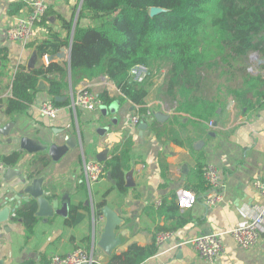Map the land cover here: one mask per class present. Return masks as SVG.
<instances>
[{
    "label": "crops",
    "instance_id": "1",
    "mask_svg": "<svg viewBox=\"0 0 264 264\" xmlns=\"http://www.w3.org/2000/svg\"><path fill=\"white\" fill-rule=\"evenodd\" d=\"M32 1L0 0V51H3L0 53V130L9 127L6 135L0 134V159L3 161L15 153L19 155L16 163L6 165L7 169L17 170L19 177L5 181V172L0 176V200L13 197L10 190H19L21 178L30 181L43 176L45 198L57 207L50 217L35 214L37 222L33 234L26 240L23 223L14 216L27 203L13 201L11 206H16L15 211L10 213L5 223L0 224V264H23L27 261L49 264L53 255H64L78 247L86 248L95 259L107 264L112 254H121L132 244L145 246L152 242L155 226L164 222L162 218L150 216V211L145 209L151 205L156 208L162 198L170 195L177 197L180 213L190 217V222L142 264H208L192 248L173 246L186 238L225 232L242 225L264 207V200L250 186L254 178L264 175V98L251 97L249 108L228 100L209 121L212 126L209 122L198 125L206 131L207 139L200 135L198 126L188 123L187 115L174 113L175 102L165 93L163 86L164 73L160 79L155 75L151 78L152 85L145 98L148 111L165 116L163 121L156 120L161 126L174 122V116L177 123L188 124L187 129L193 139L192 149L202 155L200 163L215 165L221 172L223 201L216 207H206L203 193L197 197L185 190L188 174L197 163L188 148L158 141L149 128L152 116L143 120L146 124L144 130L140 131L138 126L131 128L129 119L137 107L106 77L71 85L69 58L73 31L77 24L80 27L93 25L89 19L77 21L79 4L68 0H45L48 10L42 22L34 26L33 39L27 44L7 40V28L17 18L27 15ZM64 23L72 24L70 34ZM50 33L58 34L59 51L39 57L35 47ZM49 63L65 65L68 71V88L61 90V95L54 96V100L58 97L56 102L60 103V111L55 118L42 117L38 108L44 101L52 100L49 89L57 74L39 78L34 89L14 83L19 67L29 73ZM247 65L253 75L264 77V59L257 53L249 55ZM84 88L97 96L107 92L113 98L107 106L115 103L114 113L105 116L100 109L95 113L73 109L71 102L75 94ZM106 126L109 129L102 135L98 134L97 130ZM22 137L29 138L38 147L59 146L66 138L74 139L76 146L54 161L47 151L30 153L23 150L20 147ZM129 137L133 146L129 167L124 173L127 193L120 196L113 189L114 182L108 173L99 182L89 185L83 173L84 163L97 161L99 153H104L106 161L113 148ZM43 160L48 163L46 167H42ZM33 172L37 175L29 177ZM102 200L105 201L104 206L123 219L121 229L128 232L124 244L111 255L96 245L100 236L99 226L104 222L101 212L104 206L100 214L96 206ZM77 205L84 207V210H78L80 219L76 225H68L70 209ZM86 237L89 243L84 241ZM223 241L225 255L216 264H264V233L257 245L248 250L239 248L229 236H224Z\"/></svg>",
    "mask_w": 264,
    "mask_h": 264
},
{
    "label": "trees",
    "instance_id": "2",
    "mask_svg": "<svg viewBox=\"0 0 264 264\" xmlns=\"http://www.w3.org/2000/svg\"><path fill=\"white\" fill-rule=\"evenodd\" d=\"M152 8L162 12L150 16ZM81 19H89L93 25L80 27L77 24L73 31L69 58L71 85L106 77L138 108L142 121L146 120L148 111L145 98L152 85L151 74L142 83L130 82L128 71L135 65H144L150 72L152 68L159 70V65L166 66L163 86L175 102L174 113L187 115L188 123L194 126L211 121L228 100L249 108L251 97L264 98V77L253 75L247 65L252 53L264 59V0H83L77 21ZM64 24L70 34L72 24ZM59 47L58 34L50 33L35 50L43 57L56 54ZM52 74L58 76L51 81L49 94L58 107L60 103L54 96L61 95L60 91L66 90L69 84L65 65L49 63L29 73L19 67L14 83L34 89L39 78ZM98 98L106 106L113 101L107 92L99 93ZM173 118L174 122L162 126L153 118L149 128L158 141L188 148L195 156L197 163L188 174L185 190L198 197L207 189L202 176L204 165L200 163L202 155L192 149L188 124L177 123L176 116ZM198 130L200 135L209 138L203 128L198 126ZM132 146V139H125L113 148L110 158L104 162V171L120 196L127 193L124 173L129 167ZM18 159L15 153L3 162L9 166ZM41 164L46 167L48 163L43 160ZM34 175L37 174L33 172L29 177ZM104 205V200L97 204L98 214ZM78 210L84 207H71L68 225L78 223ZM145 211L163 219V225L155 226L153 235L175 233L190 222V217L180 213L175 195L162 198L159 206H148ZM35 212L34 202L15 212L14 218L20 219L25 228L26 240L32 236L37 222ZM84 241L89 243V238ZM157 252L153 237L148 245L132 244L125 252L112 254L107 264H142Z\"/></svg>",
    "mask_w": 264,
    "mask_h": 264
},
{
    "label": "built area",
    "instance_id": "3",
    "mask_svg": "<svg viewBox=\"0 0 264 264\" xmlns=\"http://www.w3.org/2000/svg\"><path fill=\"white\" fill-rule=\"evenodd\" d=\"M80 4L82 0H68ZM48 10L45 0H33L30 3L29 12L25 17L17 18L15 22L6 30L7 40L27 44L33 39L34 26L44 19ZM151 74L150 69L144 65H135L128 71V80L132 83H142ZM102 106L98 96L84 88L79 90L72 102L71 107L88 112H98ZM39 113L45 118H55L60 111L51 99L40 104ZM153 117L149 111L146 113V119ZM131 128H136L141 117L136 108L134 114L130 117ZM212 126V122L208 123ZM7 170L6 165L0 159V176ZM105 165L103 162L91 161L83 165L85 180L89 185L95 184L101 180L105 174ZM202 176L206 183V191L203 193V203L206 207H216L223 201L222 188L223 179L218 167L208 164L202 169ZM251 188L257 195L264 200V175L258 176L251 181ZM102 219V218H101ZM264 233V207L259 209L244 224L235 226L225 232L209 233L177 241L173 248H182L188 246L198 253L199 257L208 264H216L225 255V245L223 238L229 236L235 244L243 249L248 250L255 247ZM174 238L173 232H158L154 236L157 247L168 244ZM49 264H103L94 258L93 254L86 248L78 247L67 254H56L49 259Z\"/></svg>",
    "mask_w": 264,
    "mask_h": 264
},
{
    "label": "water",
    "instance_id": "4",
    "mask_svg": "<svg viewBox=\"0 0 264 264\" xmlns=\"http://www.w3.org/2000/svg\"><path fill=\"white\" fill-rule=\"evenodd\" d=\"M83 0L80 2L81 6ZM80 8V7H79ZM162 12L159 8L150 9V16H153L157 13ZM28 67H31L29 65ZM59 98L55 97V101H58ZM115 103H112L108 106H101L100 110L103 115L109 113H114ZM153 118L157 121H163L165 116L156 113L153 115ZM113 123L115 121H112ZM9 128V127H8ZM7 126L0 130V134L6 135L8 132ZM146 128V124L142 121L138 125L140 131ZM109 129V126L104 128H99L97 130L98 134L102 135L105 131ZM75 140L72 138H66L64 144L56 145L52 144L49 147H38L27 137L20 138V147L23 150H26L30 153L35 152H44L47 151L48 155L52 160L57 161L60 159L68 150L75 148ZM96 160L98 162L105 161L104 153H99L96 155ZM13 177H19V172L15 169H7L4 173V180L10 181ZM45 178L39 176L31 179L30 181L27 178L20 179V188L16 192L14 189L10 190L13 194L12 198L4 197L0 200V224L5 223L10 213H13L16 209V206H11V203L14 201L17 204L24 202L30 203L34 202L36 204V216L38 217H50L54 214L56 209L55 203H49L45 198V192L43 188ZM104 222L99 226V239L96 242V245L107 255H111L118 247L122 246L127 238L128 232L125 229H121L124 225V221L120 218L113 210L109 207L104 206L101 209Z\"/></svg>",
    "mask_w": 264,
    "mask_h": 264
},
{
    "label": "rangeland",
    "instance_id": "5",
    "mask_svg": "<svg viewBox=\"0 0 264 264\" xmlns=\"http://www.w3.org/2000/svg\"><path fill=\"white\" fill-rule=\"evenodd\" d=\"M156 66H154L155 68ZM166 66L164 64L162 65H159V70H157L156 68L153 69L152 68V71H151V78L155 75L157 77V79H160L162 77V72L164 73L165 75V72H166Z\"/></svg>",
    "mask_w": 264,
    "mask_h": 264
}]
</instances>
